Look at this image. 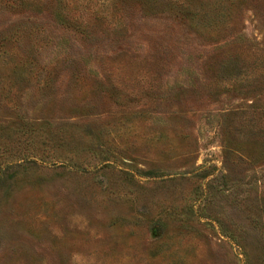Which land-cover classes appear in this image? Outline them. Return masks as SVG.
<instances>
[{
	"label": "rangeland",
	"instance_id": "374dc122",
	"mask_svg": "<svg viewBox=\"0 0 264 264\" xmlns=\"http://www.w3.org/2000/svg\"><path fill=\"white\" fill-rule=\"evenodd\" d=\"M0 264H264V0H0Z\"/></svg>",
	"mask_w": 264,
	"mask_h": 264
}]
</instances>
